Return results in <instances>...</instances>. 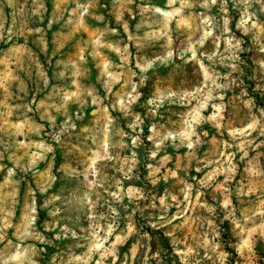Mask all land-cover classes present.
<instances>
[{
    "label": "rangeland",
    "instance_id": "1",
    "mask_svg": "<svg viewBox=\"0 0 264 264\" xmlns=\"http://www.w3.org/2000/svg\"><path fill=\"white\" fill-rule=\"evenodd\" d=\"M0 264H264V0H0Z\"/></svg>",
    "mask_w": 264,
    "mask_h": 264
}]
</instances>
